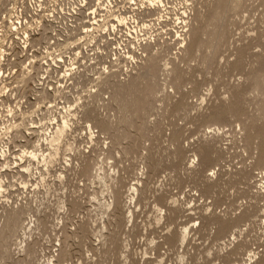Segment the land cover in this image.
I'll list each match as a JSON object with an SVG mask.
<instances>
[{
    "label": "rangeland",
    "instance_id": "rangeland-1",
    "mask_svg": "<svg viewBox=\"0 0 264 264\" xmlns=\"http://www.w3.org/2000/svg\"><path fill=\"white\" fill-rule=\"evenodd\" d=\"M2 1L6 2L1 0L0 7ZM185 1L188 4L178 9L172 3L171 11L165 7L169 13L163 16V28L141 36L138 44L127 49L126 58L115 54L111 60L109 55L107 64L105 57L100 65L84 60L73 76L79 89L58 96L62 107H57L55 93V99L39 95L41 100L56 103L44 118L49 126L21 149L36 145L44 154L54 150L56 154L22 159L20 163H27L29 172L19 167L24 173L10 179L7 193L0 195V211L9 204L28 206L21 217L31 222L20 236L33 244L36 257L32 262L12 245L11 257L0 264L264 261V76L256 79L264 75V0ZM215 6L218 11L226 6V12H220L224 17L217 18ZM159 11L163 10L138 16L134 25H150L147 20L153 15L158 18ZM211 34L218 41L213 43ZM148 55L159 61V67L154 61L156 75L147 77L150 80L133 77L151 61ZM104 69L114 76L95 83L96 72ZM132 77L136 78L133 83ZM99 92L105 94L102 99ZM125 99L131 103L127 102L130 112L123 122L120 109ZM62 116L70 125L50 147L44 137ZM98 119L105 120L108 132H100ZM89 124L98 129L93 136L87 130ZM130 185H138V191L132 192ZM185 225L182 244L176 235Z\"/></svg>",
    "mask_w": 264,
    "mask_h": 264
},
{
    "label": "built area",
    "instance_id": "built-area-1",
    "mask_svg": "<svg viewBox=\"0 0 264 264\" xmlns=\"http://www.w3.org/2000/svg\"><path fill=\"white\" fill-rule=\"evenodd\" d=\"M162 3L159 17L147 20L150 25L135 26L132 17H117L138 15L135 0H6L0 7V139L8 142L10 154L0 153V164L4 157L12 160L48 123L44 118L54 103L40 100L41 92L52 97L55 93L60 107L59 92L79 89L73 76L84 60L100 65L105 57L107 64L109 55L111 60L115 54L126 58L127 49L141 36L163 28V16L169 13L165 7L171 11V3L177 9L188 4L185 0ZM145 14L139 16L148 17ZM22 72L32 80L21 81ZM16 121L23 123L6 128Z\"/></svg>",
    "mask_w": 264,
    "mask_h": 264
},
{
    "label": "bare ground",
    "instance_id": "bare-ground-1",
    "mask_svg": "<svg viewBox=\"0 0 264 264\" xmlns=\"http://www.w3.org/2000/svg\"><path fill=\"white\" fill-rule=\"evenodd\" d=\"M162 1H164V0H138V2H137V4H138V6L140 7L139 8V11H137L138 12V15L136 14V15H129V16H126V15H119V14H117V17L118 18H120V20H123L124 18H126V20H127V18L128 17H132V21H135V22H137V19H138V16H139V14L141 15V13L143 12V13H145V12H152L153 10H156V9H158L159 8V6L162 4ZM220 1V0H219ZM239 1V0H238ZM241 1V0H240ZM239 1V2H240ZM0 2H1V0H0ZM218 2V1H217ZM217 2H215V3H217ZM233 2V1H232ZM238 2V3H239ZM219 3V2H218ZM235 3V2H234ZM4 3H3V1H2V5H3ZM235 4H237V3H235ZM223 5V4H222ZM228 5V4H227ZM217 6V5H216ZM216 6L214 7V10H216V11H214L213 10V12H219V14H217L218 15V17L217 18H219V16H221V17H224V16H222L223 14H225L224 12H226V11H224V7H225V10H226V6H220L221 8H219L220 9V11H218L217 9H216ZM219 7V6H218ZM217 7V8H218ZM223 8V9H222ZM222 11H224L223 12V14L222 13H220V12H222ZM220 14H222V15H220ZM200 15V14H199ZM216 15V14H215ZM214 16V15H213ZM212 16V17H213ZM217 18H214L215 20H220V19H217ZM225 18H226V15H225ZM214 19H212V20H214ZM214 20V21H215ZM210 21V20H209ZM213 21V22H214ZM224 21H225V19H224ZM212 22V21H211ZM222 23H223V21H222ZM225 23V22H224ZM207 24V23H206ZM212 25H216V24H214V23H211ZM211 24H207V25H211ZM218 25V24H217ZM219 27V26H218ZM217 27V28H218ZM220 27H222V26H220ZM192 28V27H191ZM207 28H208V26H207ZM210 29V28H209ZM222 29V28H221ZM190 30V29H189ZM206 30V29H205ZM210 31H212V30H210ZM225 31V30H224ZM207 32H208V30H207ZM202 33V32H201ZM219 33V29H218V31H216V33H214L215 35L216 34H218ZM207 34V33H206ZM212 35V34H211ZM217 36V35H216ZM216 36H214V35H212V37L213 38H209L210 40H212V39H214L215 38V40H213V43H215L216 41H218V39H219V37H218V39H216ZM219 36H220V34H219ZM209 37V36H208ZM184 39V38H183ZM203 39V38H202ZM207 40H208V38H206ZM222 39V38H221ZM201 41V40H200ZM215 41V42H214ZM202 42V41H201ZM222 42V41H221ZM148 43V42H147ZM210 43V46L212 47V44H211V42H209ZM208 43V44H209ZM150 44V43H149ZM146 45H148V44H146ZM186 46V45H185ZM206 46H208L207 44H206ZM214 46H215V44L213 45V48H214ZM146 47V46H145ZM144 47V48H145ZM203 47V46H202ZM217 47V46H216ZM215 47V48H216ZM220 47V46H219ZM148 48V47H147ZM187 48V47H186ZM214 48V49H215ZM207 50V49H206ZM216 50V49H215ZM197 51V50H196ZM199 51H200V49H199ZM206 53V52H205ZM205 53H203V54H205ZM215 53V52H214ZM210 54H212L213 55V53H212V51H210ZM2 55V49H1V46H0V56ZM149 56V58L148 59H150L151 61V63L149 62V63H146L144 66H142V70L141 71H137L134 75H132L133 77H138V79L139 78H145L144 80H146V78L148 77H152L151 75H156V74H153V68L155 67L154 66V61H156L155 60V57H154V61L152 60V58H153V56L151 55H148ZM193 56V55H192ZM204 56V55H203ZM211 56V55H210ZM204 58V57H203ZM212 58V57H211ZM210 58V59H211ZM148 59H147V61H148ZM158 60V59H157ZM153 61V62H152ZM211 61V60H210ZM159 62V61H158ZM158 62L156 61L155 63L157 64L156 65V67H159L158 65ZM153 63V64H152ZM207 63V62H206ZM142 64H144V63H142ZM208 64V63H207ZM140 65V64H139ZM173 67H175V66H173ZM139 68H141V67H139ZM94 69H96L95 67H94ZM171 69H172V67H171ZM138 70V69H137ZM157 70V68H155L154 69V71H156ZM163 70V69H162ZM169 70H170V68H169ZM93 72L95 71V70H92ZM173 71H174V69H173ZM157 72V71H156ZM259 72V71H258ZM261 72H262V70H261ZM77 73V72H76ZM76 73L74 74V75H76ZM97 73V76H96V78H97V81H94L95 83L96 82H99V83H103L106 79H108L109 77H112L111 75H113L111 72H108V70H103V71H98V72H96ZM114 73V72H113ZM158 73V72H157ZM127 74L128 73H126L125 74V76H127ZM259 76H261L262 75V77H259V79L258 78H256L258 81L259 80H261L262 78H263V74L261 73V75L260 74H258ZM114 76V75H113ZM257 76V75H256ZM32 76H28V75H26V74H24L23 72L22 73H20L19 74V78H20V80L21 81H25V82H27V81H30V80H32V78H31ZM132 77V78H133ZM258 77V76H257ZM125 78V80H126V77H124ZM147 78V80H150V79H148ZM261 78V79H260ZM112 79V78H111ZM110 79V80H111ZM128 79H129V76H128ZM136 80V78H133L132 79V83H133V80ZM254 79V78H253ZM93 80H94V78H93ZM96 80V79H95ZM118 80V83H121V82H123L124 81V79H122V80H119V79H117ZM134 80V81H135ZM254 81V82H258V81ZM128 81V80H127ZM156 81V80H155ZM261 81H264V78L261 80ZM260 81V82H261ZM126 82V81H125ZM101 83V84H102ZM132 83H130V84H132ZM143 83V82H142ZM153 83V82H152ZM123 84V83H122ZM127 84V83H126ZM129 84V83H128ZM261 84H263V83H261ZM261 84L259 85V83L257 84V86H261ZM119 85H121V84H119ZM124 85V84H123ZM133 85V84H132ZM141 86H142V84H140ZM151 85V84H150ZM252 85V84H251ZM145 86H147V85H145ZM255 86H256V84H255ZM107 87V86H106ZM113 87H114V85H113ZM113 87H112V89L111 90H113ZM154 87V86H153ZM157 87V86H156ZM251 87H253V86H251ZM4 88V87H3ZM105 88V87H104ZM115 88V87H114ZM123 88H125V86L123 87ZM134 88H136L135 86H134ZM128 89V88H127ZM139 89H141V88H139ZM139 89H137V90H139ZM147 89H149V88H147ZM156 89V88H155ZM97 90H100V89H97ZM133 90V89H132ZM136 90V89H135ZM136 90V91H137ZM144 90V89H143ZM142 90V91H143ZM146 90V89H145ZM154 90V89H153ZM71 91V90H70ZM77 91V90H76ZM101 91V90H100ZM108 91V90H107ZM118 91V90H117ZM123 91V90H122ZM130 90L128 89V93L129 94H131V92H129ZM149 91V93H151V91L150 90H148ZM155 91V90H154ZM72 92H74V91H71V93ZM79 92V91H78ZM89 92H91V94L93 93L92 91H89ZM103 92H105V91H103ZM115 92V91H114ZM126 92V91H125ZM147 92V91H146ZM157 92V91H156ZM155 92V93H156ZM262 92V91H261ZM59 93H62V92H59ZM69 93V92H68ZM100 93V92H99ZM108 93V92H107ZM124 93V92H123ZM134 93V92H133ZM263 93V92H262ZM65 94V93H64ZM75 94V93H74ZM74 94H72V95H74ZM94 94V93H93ZM101 94V93H100ZM105 94H106V92H105ZM104 94V95H105ZM112 94H115L114 96H116V93H111V95ZM126 94V93H125ZM125 94H123V95H125ZM137 94V92L135 93V95ZM142 94L143 93H141V96H142ZM144 94H146L145 92H144ZM153 94V93H152ZM151 94V95H152ZM49 96V94L47 93V92H41L40 93V96L42 97H44V96ZM56 95V94H55ZM61 95V94H60ZM82 95V94H81ZM80 95V96H81ZM97 95H98V93H97ZM102 96H101V99L103 98V94H101ZM120 95V94H119ZM132 95V94H131ZM134 95V94H133ZM147 95V94H146ZM145 95V96H146ZM65 96V95H64ZM95 96H96V94H95ZM41 97H40V100H41ZM66 97H68V96H66ZM77 97V96H76ZM93 97V95H91V98ZM108 97V96H107ZM112 97V96H111ZM124 97V96H123ZM130 97V96H129ZM129 97H127L128 99H129ZM138 96H136V98H135V100L136 99H138L137 98ZM144 97V96H143ZM149 97V96H148ZM44 98H46L47 99V97H44ZM53 98V97H52ZM62 98H64L65 99V102H67V100H66V98L65 97H62ZM71 98V97H70ZM73 98V97H72ZM96 98V97H95ZM98 98V97H97ZM110 98V97H109ZM113 98V97H112ZM134 98V97H133ZM51 99V98H50ZM50 99H48V101L50 100ZM53 99H55V98H53ZM58 99V98H57ZM78 99V98H77ZM76 99V100H77ZM108 99V98H107ZM106 99V100H107ZM119 99V98H118ZM122 99V98H121ZM141 99V98H140ZM56 100V99H55ZM83 100V99H82ZM95 100H99V99H95ZM113 100H114V98H113ZM127 99H125V103L123 104V105H121L122 107H121V111H123L122 113L124 114V115H122V116H124V117H122L123 118V122H124V118H127L126 117V114H127V112L129 111L130 112V108H128V106L127 105H129L130 103L128 102V101H126ZM72 101H75V100H72ZM81 101V100H80ZM86 101V100H85ZM89 101V100H88ZM92 101V100H91ZM94 101V100H93ZM114 101H116V100H114ZM118 101V100H117ZM116 101V102H117ZM131 101H132V99H131ZM141 101V100H140ZM70 102V101H69ZM78 102V101H77ZM99 102V101H98ZM103 102H105V101H103ZM129 104H128V103ZM135 102V101H134ZM137 102V101H136ZM138 102H139V99H138ZM143 102V101H142ZM58 103V102H57ZM73 103V102H72ZM108 103V102H107ZM118 103H120V102H118ZM127 103V104H126ZM140 103V102H139ZM263 103V102H262ZM56 104V103H55ZM54 104V105H55ZM67 104V103H66ZM66 104H65V106H66ZM85 104V103H84ZM89 104H90V102H89ZM110 104V103H109ZM133 104V103H132ZM141 104H143V103H141ZM148 104V103H147ZM80 105H82V104H80ZM116 105H117V103H116ZM120 105V104H119ZM137 105V104H136ZM136 105H134L135 106V108L137 107ZM150 105V104H149ZM148 105V108L150 107ZM262 105V104H261ZM64 106V107H65ZM88 106V105H87ZM93 106V105H92ZM102 106V105H101ZM146 106V105H145ZM56 107V106H55ZM58 107V106H57ZM60 107H62V106H60ZM69 107V106H68ZM80 107V106H79ZM130 107L131 108H133L131 105H130ZM152 107V106H151ZM264 107V106H263ZM74 108V107H73ZM95 108V107H94ZM101 108V107H100ZM109 108H111V107H109ZM142 108H143V106H142ZM141 108V109H142ZM60 109V108H59ZM67 109H70V108H67ZM56 110V109H55ZM85 110V109H84ZM144 110V109H143ZM143 110H141V111H143ZM263 110V109H262ZM77 111V110H76ZM105 111V110H104ZM108 111V110H107ZM116 111V110H115ZM48 112H49V110H48ZM57 112V111H56ZM66 112V111H65ZM64 112V113H65ZM79 112V111H78ZM85 112V111H84ZM83 112V113H84ZM89 112V111H88ZM119 112V111H118ZM135 112V111H134ZM145 112V111H144ZM58 113V112H57ZM61 113V112H60ZM60 113H59V115H60ZM66 113H69V111L68 112H66ZM82 113V114H83ZM121 113V112H120ZM136 113H137V111H136ZM111 114V113H110ZM115 114V113H114ZM131 114V113H130ZM135 114V113H134ZM133 114V115H134ZM144 114V113H143ZM53 115V114H52ZM51 115V116H52ZM117 115V114H116ZM135 115H137V114H135ZM147 115V114H146ZM149 115V114H148ZM132 116V115H131ZM60 117V116H59ZM88 117H89V115H88ZM93 117V116H92ZM105 118L107 117V116H104ZM110 117V116H109ZM50 118V117H49ZM48 118V119H49ZM72 118V117H71ZM114 118H115V116H114ZM117 118V117H116ZM119 119H121V118H119ZM128 119V118H127ZM51 120V119H50ZM60 120V122H58L56 125H55V127H54V129L52 130V131H50L45 137H44V139L45 140H48L49 141V143H50V147L54 144V143H56V142H58L59 141V139L61 138V136L63 135V133L65 132V130H66V128H67V126L68 125H70L69 123H68V120L66 119V117H61V119H59ZM72 120V119H71ZM86 120V119H85ZM88 120V119H87ZM104 120V119H103ZM110 120V119H109ZM148 120V119H147ZM46 121V120H45ZM57 121V120H56ZM70 121V120H69ZM122 121V120H121ZM127 120H125V122H126ZM88 122V121H87ZM114 122V121H113ZM119 122V121H118ZM129 122V121H128ZM127 122V123H128ZM131 122V121H130ZM145 122V121H144ZM143 122V123H144ZM148 122H149V120H148ZM23 123V122H22ZM22 123H21V121L19 122V123H16V122H13V123H11L10 125H8L6 128H11L12 126H14V125H16V126H21L22 125ZM53 123V122H52ZM92 123V122H91ZM125 124V123H124ZM130 124H133V123H130ZM48 125V124H47ZM98 127L100 126L101 128H103V129H101L100 128V132L101 133H103V131H105V132H108L107 131V124L105 123V120L104 121H100L99 122V119L97 120V124H96ZM109 125H110V123H109ZM109 125H108V128H109ZM119 125V124H118ZM129 125V124H128ZM142 125V124H141ZM146 126H147V123L145 124ZM49 126V125H48ZM53 126V125H52ZM145 126V127H146ZM42 128V127H41ZM45 128V127H44ZM48 128V127H47ZM87 128H89V129H87V130H90V132L89 133H94V132H98V129H96V130H94L95 128H94V125L92 126L91 124H89L88 125V127ZM111 128H114L115 129V127L113 126V127H111ZM110 128V129H111ZM117 128V127H116ZM119 128V127H118ZM130 128V127H129ZM132 128H133V126H132ZM121 129V128H120ZM144 129V128H143ZM124 130V129H123ZM146 130V129H145ZM117 131V130H116ZM68 132H69V130H68ZM126 133V132H125ZM67 134V133H66ZM65 134V135H66ZM110 134V133H109ZM43 135V134H42ZM102 135V134H101ZM108 135V134H107ZM91 136V135H90ZM92 136H93V134H92ZM115 136V135H114ZM122 136V135H121ZM96 137V136H95ZM102 137H104V136H102ZM123 137H124V135H123ZM125 137H126V134H125ZM63 138V137H62ZM90 138V137H89ZM120 138V137H119ZM123 139H125V138H123ZM90 140V139H89ZM91 140H93V139H91ZM38 141H39V139H38ZM42 141V140H41ZM117 141V140H116ZM98 142V141H97ZM118 142V141H117ZM2 144V145H1ZM59 144V143H58ZM57 144V145H58ZM45 145V144H44ZM66 145V144H65ZM71 145V144H70ZM91 145V144H90ZM119 145V144H118ZM72 146V145H71ZM9 146L7 145V143L6 142H4V141H2L1 139H0V153H1V155H6V153H7V150H9V148H8ZM46 147V146H45ZM60 147V146H59ZM98 147V146H97ZM96 147V148H97ZM48 148V147H47ZM95 148V149H96ZM124 148V147H123ZM75 149V148H74ZM100 149V148H99ZM99 149H96V150H99ZM126 149V148H125ZM124 149V150H125ZM47 150V149H46ZM49 150V149H48ZM71 150H72V147H71ZM10 151V150H9ZM57 151V150H56ZM75 151H77V150H75ZM50 152V151H49ZM82 152V151H81ZM125 152V151H124ZM10 153V152H9ZM55 153V150L54 151H51L50 153H48V155L47 154H44V151L42 150L41 151V149L39 150L37 147H36V145H32L31 147H30V149H28V148H20V151L19 152H15L14 154H15V156L13 157V159L11 160V158H9V157H4L5 159H4V161L3 162H1V164H0V169H2L3 170V172H1L0 171V195L2 194L3 196H4V193H7V192H4V191H6V189H7V187L9 186V185H11L12 183H10V179H12L13 177H15L16 175H22L23 173H24V171H27V172H29V168H28V166L29 165H24V164H27V163H23V165L20 163L21 161H22V159H26V160H32V159H37L39 156L42 158V159H44L45 157H46V155H47V157H49V158H51V157H53V154ZM96 153V152H95ZM56 154V153H55ZM69 154V153H68ZM98 154V153H97ZM96 155V154H95ZM78 156V155H77ZM106 156V155H105ZM110 156V155H109ZM55 157V156H54ZM76 157V156H75ZM83 158V157H82ZM86 158V157H85ZM209 158V155H205V159H208ZM39 159V158H38ZM104 159H106V158H104ZM67 160V159H66ZM33 161V160H32ZM32 161H30V162H32ZM37 161V160H36ZM35 161V162H36ZM50 161V160H49ZM38 162V161H37ZM69 162V161H68ZM105 162V160L103 161V163ZM107 162H109V161H107ZM106 162V163H107ZM49 163V162H48ZM44 165V164H43ZM92 165H93V163H92ZM96 165V164H95ZM19 167H21V170L20 171H22V170H24L23 171V173L22 172H20L19 171ZM33 168V167H32ZM93 168H94V166H93ZM13 170H15V172H13ZM33 170V169H32ZM143 173H144V171H142ZM30 173H31V171H30ZM60 174V173H59ZM88 174V173H87ZM25 175V174H24ZM61 175V174H60ZM41 176V175H40ZM59 176V175H58ZM88 176V175H87ZM18 178V177H17ZM21 178H22V176H21ZM23 178H25V176L23 177ZM17 180V179H16ZM24 180V179H23ZM27 181V180H26ZM139 181V180H138ZM137 181V183H139ZM29 182V181H28ZM28 182H26V183H28ZM20 183V182H19ZM25 183V184H26ZM23 185V184H22ZM138 185H136V186H134V185H130V190L132 191V192H137L138 191V189H139V187H137ZM115 188V187H114ZM145 188V187H144ZM144 190V189H143ZM129 191V190H128ZM117 195V194H116ZM142 196V195H141ZM134 195H132V196H130L129 198H130V200H129V202H131L134 198ZM1 198V197H0ZM114 198V197H113ZM133 198V199H132ZM132 199V200H131ZM8 201V200H7ZM6 201V202H7ZM136 202H138V201H136ZM9 203V202H8ZM13 204V203H12ZM18 204V203H17ZM21 204V203H20ZM24 204V203H23ZM26 206V205H25ZM28 207V206H27ZM26 207V208H27ZM2 208V210L0 211L1 213H0V261H2V260H8V257L10 258L11 257V246L12 245H15V246H17L20 250H22V252L24 251L25 252V256H26V258H28L29 260H31L32 262H33V259L36 257L35 256V248L33 247V244L32 243H29V242H27L26 240H25V238H21V236H20V232H23V233H25L26 231V227L28 228V226H29V223L31 222V221H29V219H27L26 221H27V223H25V219L23 218V217H21V215H23L22 213H24V210L26 209V208H24V207H22V206H17V205H11V204H9V206L7 205L6 207L4 206H2L1 207ZM129 212V211H128ZM131 212V211H130ZM25 213H26V211H25ZM30 217V216H29ZM34 218V217H33ZM31 220V219H30ZM41 220V219H40ZM32 224V223H31ZM28 225V226H27ZM33 225V224H32ZM30 228H31V226H30ZM29 230V229H28ZM186 234H187V227H186V225L184 226V227H182V229L177 233V239H180L181 240V243H182V241L185 239V237H186ZM24 235V234H23ZM26 235V234H25ZM234 236V235H233ZM17 239H19L18 241H17ZM27 242V243H26ZM23 243V245H21ZM180 243V244H181ZM183 244V243H182ZM37 250V249H36ZM64 250V249H63ZM19 251V250H18ZM64 251H66V250H64ZM37 252V251H36ZM19 253V252H18ZM61 255L63 256V252L61 251ZM65 255V254H64ZM43 256V255H42ZM6 257V258H5ZM25 260V259H24ZM40 260V259H39ZM39 260L37 259V261L39 262ZM36 261V260H35ZM259 260H257V262H258ZM23 262V261H22ZM31 262V263H32ZM37 262V263H38ZM4 263V262H3ZM35 264H36V262H35ZM260 264H264V261H260Z\"/></svg>",
    "mask_w": 264,
    "mask_h": 264
}]
</instances>
